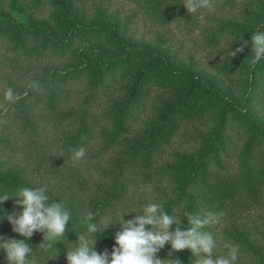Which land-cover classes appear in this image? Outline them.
I'll list each match as a JSON object with an SVG mask.
<instances>
[{
	"label": "trees",
	"instance_id": "16d2710c",
	"mask_svg": "<svg viewBox=\"0 0 264 264\" xmlns=\"http://www.w3.org/2000/svg\"><path fill=\"white\" fill-rule=\"evenodd\" d=\"M31 1L37 8L43 0ZM46 1L53 8L46 20L35 17L21 0H10L6 7L0 4V37L7 45L3 58L8 64L17 67L20 57L36 53L49 62L38 68L24 88L13 85L17 99L0 107V195L42 186L37 180L40 171L46 164L57 165V158L51 160L49 145L41 139L49 130L61 133L70 157L72 149L86 146L95 134L105 149L119 155L99 172L87 202L83 201L84 182L73 170L56 189L47 188L49 202H63L71 210L69 232L67 241H45L46 250L39 246L43 233L35 232L26 241L33 249L29 258L35 264H67V249L76 244L77 235L86 232L81 217L88 212L94 214L92 222L99 229L91 237L97 238L95 250L110 254L120 226L110 225L103 231L108 225L105 219L122 211L120 204L125 203L131 188L164 177H169L170 184L160 204L182 220V230L190 227L187 214L223 212L239 219L261 203L264 117L255 103L257 97L264 102V59L253 66L250 55L252 32L264 31V14L259 19L262 25L253 30L220 22L207 37L211 46L226 34L236 36L239 44L242 39L248 41L241 67L248 70L242 73V94L237 95L216 77L177 63L167 53L132 43L105 14L88 21L71 0ZM133 2L150 22L175 21L185 13L182 0ZM241 60L240 56L227 59L223 75L231 74ZM115 83V93L103 105L99 103ZM151 87L161 91L152 96ZM151 103V115L139 124V116ZM202 116L210 122L207 131L198 134L196 148L188 153L169 152L168 146L183 124ZM7 154L21 156V162L6 163L2 157ZM165 156L170 159L164 161ZM231 156L236 163L228 167L225 160ZM53 171L61 175L59 167ZM15 199L4 201L0 213L19 214L22 209ZM241 231L230 235L241 257L251 260L250 264H264V244L248 230ZM0 236L24 239L12 231L6 218L0 220ZM169 251L170 245H166L158 257H168ZM170 258H179L182 264H193L195 259L187 249ZM0 264H7L3 249Z\"/></svg>",
	"mask_w": 264,
	"mask_h": 264
},
{
	"label": "rangeland",
	"instance_id": "374dc122",
	"mask_svg": "<svg viewBox=\"0 0 264 264\" xmlns=\"http://www.w3.org/2000/svg\"><path fill=\"white\" fill-rule=\"evenodd\" d=\"M9 1L0 0V4L6 7ZM21 1L23 5H27V9L34 12V16L38 19L46 20L52 13L53 8L46 0H43L37 8L32 5L31 0ZM71 1L85 14L88 21L95 20L105 14L120 25L122 34L132 43L157 52L167 53L177 63L191 66L195 71L216 77L215 79H219L222 85H227L232 93L242 94V79L244 75L242 73L246 69L248 70V67L243 69L241 67L247 53L241 52L236 55L242 57V60L231 74L225 76L221 69L226 60L231 58L229 52L240 46L237 42V37L226 34L221 38L219 44L215 46L208 44L207 37L210 36V32L217 29L220 22L236 23L248 30H253L256 26L260 27L262 24L259 23V19L264 14V0H214L215 7L213 9L201 8L193 14L188 13L184 7L185 13L182 16L175 21L166 23L150 22L140 12L133 0ZM182 3H184V0H182ZM5 53H7V45L0 37V107H4L6 104L5 93L9 88L15 94L13 85L24 88L38 74L39 67L49 64L46 56L36 53L33 54L35 56L20 57L21 60L17 67H12L3 58ZM252 57L253 54L250 55L251 60ZM2 60L4 62H1ZM246 65L248 66V63ZM116 87V83L114 86H110V89L106 95L102 96V100L99 103L103 105L105 99L115 93ZM160 91L159 88L155 87L150 89L152 96ZM152 107L153 103L150 104V108L145 113L139 116V124L147 116L151 115ZM255 109L261 117H264L263 99L257 97ZM94 115H97V112ZM209 122L210 120L207 116H202L183 124L179 135L168 146V151L172 152L174 150L179 153H188L194 150L198 134L207 131ZM59 134L61 133L49 130L42 135L41 139L49 145L51 150L49 152L51 160L52 157L57 158V165L48 166L46 164L37 176V180L46 188L56 189L60 180L64 182L63 176L70 174L71 170H73L76 177H79L84 182L86 196H84L83 201L87 202L94 191L93 187L98 182L99 172L114 157H117L119 152L115 154L113 151L105 149L100 137L95 134L89 143L83 147L85 156L82 159L74 160L72 156H68L63 136ZM2 159L6 163L21 162V156L19 155L12 156L7 154ZM169 159H167V156L163 158L164 161ZM225 162L228 167L235 165V157L231 156ZM56 167L60 169V176H57L53 171ZM169 184V177H164L152 184L134 186L131 188L125 203L120 204L122 211L115 217H107L104 223L118 227L120 225L117 222L121 220L122 215L125 214L124 219L129 220L134 218L135 213L142 214L145 205L149 203L160 204L163 199L162 195L168 192ZM236 230H242V233L248 230L251 237L264 244V193L261 203L251 208L245 216L239 219H232L227 214H224L220 217L218 223L207 228L206 231L211 232L216 240V256L226 255L229 251L227 246H234L230 235ZM240 253L239 250L235 264H250L251 260L247 257H241Z\"/></svg>",
	"mask_w": 264,
	"mask_h": 264
},
{
	"label": "clouds",
	"instance_id": "9594fccd",
	"mask_svg": "<svg viewBox=\"0 0 264 264\" xmlns=\"http://www.w3.org/2000/svg\"><path fill=\"white\" fill-rule=\"evenodd\" d=\"M183 5L190 14L201 8L215 7L214 0H184ZM247 44L248 41L242 39L240 46L229 52L230 56L235 57L243 52ZM251 52L253 66L264 59V31L257 29L252 32ZM5 99L10 103L17 99L11 88L6 91ZM71 151L74 160L85 156L83 147ZM10 198H16L15 204L22 210L19 214L12 212L6 216L0 213V220L6 218L12 225V231L24 239L0 236V249L6 253L7 264H35V260L29 258L33 249L26 241L35 232L43 233V242L39 244L42 249H45V241L63 242L61 238L66 240L71 210L63 202H49L46 186L22 187L15 195L4 193L0 195V205ZM135 214L129 220L124 219V214L117 222L120 230L114 233L115 246L109 254L107 250H95L97 238L91 237L99 229L92 222L94 214L86 213L81 217V222L86 225V232L77 235L76 244L67 249V264H182L179 258L170 257L185 249L190 250L195 257L193 264H235L237 260L238 246H227L229 251L226 255L216 256V240L211 232L206 231L209 226L219 222L223 212L187 214L190 226L187 230H182V220L164 211L159 203H149L144 206L142 214ZM110 225L112 224H108L103 231ZM173 228L174 230H170ZM166 245H170L168 257L161 259L158 253Z\"/></svg>",
	"mask_w": 264,
	"mask_h": 264
}]
</instances>
